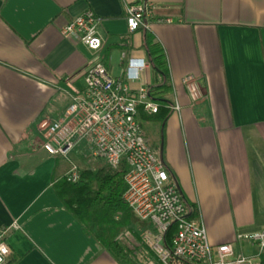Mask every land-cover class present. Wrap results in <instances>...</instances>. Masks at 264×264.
Masks as SVG:
<instances>
[{
  "label": "crops",
  "instance_id": "crops-1",
  "mask_svg": "<svg viewBox=\"0 0 264 264\" xmlns=\"http://www.w3.org/2000/svg\"><path fill=\"white\" fill-rule=\"evenodd\" d=\"M126 1L0 0V227L9 226L4 263L121 264L62 207L50 178L55 159H68L42 148L40 126L83 92L81 73L93 60L131 92L160 84L146 35L165 55V97L178 110L170 106L163 119L145 112L150 118L138 120L140 127L147 124L144 136L182 200L200 217L212 246H242L239 233L264 230V0H156L157 14L173 22L152 23L147 32H128ZM85 10L101 16L96 52L59 32ZM187 74L202 90L195 102L181 82ZM132 253L140 264L134 247Z\"/></svg>",
  "mask_w": 264,
  "mask_h": 264
},
{
  "label": "built area",
  "instance_id": "built-area-1",
  "mask_svg": "<svg viewBox=\"0 0 264 264\" xmlns=\"http://www.w3.org/2000/svg\"><path fill=\"white\" fill-rule=\"evenodd\" d=\"M156 0H131L124 3V17L128 32L151 30L152 23H171L169 16L157 14ZM101 16L92 10L72 17L59 32L65 39L78 41L86 49L96 52L102 44L98 33ZM137 67V66H136ZM142 67V66H140ZM137 67V68H140ZM84 89L67 105L64 113L41 124V145L51 155L66 158L72 150L81 148L92 158L116 167L121 160L126 165L123 176L125 189L122 200L133 216L149 224L135 242L131 230L122 237L136 253L148 251L154 264H262L264 230L238 234L257 247L252 255L235 253L232 244L212 246L207 241L204 225L181 198L175 181L169 176L159 151L152 147L137 120V109L155 113L157 104L140 87L129 91L127 84L108 74L99 60L87 64L81 73ZM181 82L192 102L202 98V90L194 75L181 77ZM178 110L177 103L170 105ZM64 177L69 182L79 179V168L68 160ZM175 226L171 245L164 242L163 234ZM11 226L18 227L15 221ZM9 226L0 227V264L8 255L6 235ZM135 254V253H134Z\"/></svg>",
  "mask_w": 264,
  "mask_h": 264
},
{
  "label": "trees",
  "instance_id": "trees-1",
  "mask_svg": "<svg viewBox=\"0 0 264 264\" xmlns=\"http://www.w3.org/2000/svg\"><path fill=\"white\" fill-rule=\"evenodd\" d=\"M144 47L155 72L162 76L160 84L147 89L148 96L157 104V111L152 113V117L163 119L170 108V102L165 97L170 91L168 79H165L167 71L165 55L150 35L145 36ZM146 118L150 116L147 117L142 108L138 107L137 120ZM67 168V162L57 157L50 178L62 207L81 224L87 236L94 239L118 262L137 264L132 248L122 237L124 231L139 226L137 219L122 200L125 189L123 176L127 169L124 161L121 160L116 167L102 163L94 167L79 168V179L76 182L65 179ZM174 232V225H170L164 232L163 238L167 246L171 245ZM132 233L138 237L135 232ZM12 261L13 258L4 264H10ZM263 261L264 253L261 255V262Z\"/></svg>",
  "mask_w": 264,
  "mask_h": 264
},
{
  "label": "rangeland",
  "instance_id": "rangeland-1",
  "mask_svg": "<svg viewBox=\"0 0 264 264\" xmlns=\"http://www.w3.org/2000/svg\"><path fill=\"white\" fill-rule=\"evenodd\" d=\"M142 130H146V135L150 134V131L148 130V126L146 123H144V121H142V125H141ZM151 142V141H150ZM152 143V142H151ZM150 144V143H149ZM47 156H50L49 154H46ZM66 159L71 160L73 163H75L78 168H82L84 166H88V167H94L96 165H101L103 162L99 159L96 158H92V156H90L87 152H85L84 150H79V153H71L68 155V157H66ZM69 166V164H68ZM68 169V168H67ZM150 225L145 223V224H139V232L137 233L138 237H135L133 235V237L135 238V242L136 243H140L139 242V236L140 234H142L144 232V230L146 228H150ZM259 232V231H257ZM254 233V232H253ZM241 235L243 234H251V233H239ZM237 235V234H236ZM235 240L237 241L238 239L235 237ZM243 241L242 242V246H240L239 242L233 244L234 247V251L237 253L241 252L244 255H252L254 253L257 252V247L255 245H252L249 241L247 240H240ZM136 249V246H135ZM240 250V251H239ZM137 258L140 261V264H154L155 260L153 258V256L147 251L145 253V255H140V253L138 254V252L136 253ZM262 264H264V261L262 262Z\"/></svg>",
  "mask_w": 264,
  "mask_h": 264
}]
</instances>
